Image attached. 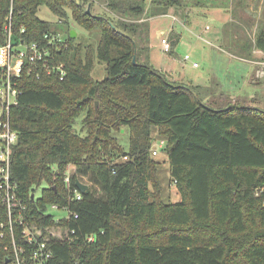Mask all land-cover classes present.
<instances>
[{
  "label": "trees",
  "instance_id": "trees-1",
  "mask_svg": "<svg viewBox=\"0 0 264 264\" xmlns=\"http://www.w3.org/2000/svg\"><path fill=\"white\" fill-rule=\"evenodd\" d=\"M145 1L126 0L123 12L141 19ZM157 3L164 13L184 7L183 0ZM42 5L66 22L71 14L86 30L99 29L101 39L95 48L69 36L68 47L56 52L67 68L63 79L23 76V93L11 110L19 133L11 174L26 205L22 214L13 211L16 239L22 238V217L44 228L52 249L49 264H264V109L223 94L221 104L211 85L169 79L150 62L148 22L115 21L94 14L91 6L88 13L84 1L0 0V36L9 25L14 39L26 41L44 42L45 33L58 32L39 17ZM179 40L172 30L171 52ZM224 47L253 59L255 50L264 52V22L254 39L224 38ZM95 59L107 63L101 80L93 77ZM82 113L85 136L75 129ZM125 126L127 150L112 134ZM154 127L168 138L180 200L160 197ZM71 165L69 190L64 178ZM82 177L91 184L82 199L73 198ZM43 182L47 187L32 197ZM55 203L69 206L71 217L57 220L50 210ZM159 214L171 227L166 240L140 236L137 230L155 225ZM250 216L258 220L253 229L247 228ZM10 226L0 201V264H10ZM186 228L213 231L207 239ZM72 230L74 238L68 239Z\"/></svg>",
  "mask_w": 264,
  "mask_h": 264
},
{
  "label": "rangeland",
  "instance_id": "rangeland-1",
  "mask_svg": "<svg viewBox=\"0 0 264 264\" xmlns=\"http://www.w3.org/2000/svg\"><path fill=\"white\" fill-rule=\"evenodd\" d=\"M79 1H84L86 6L89 4L94 14L110 16L115 21L148 22L150 26V55L155 60V68L161 69L165 66H171L174 68L173 76L180 78L186 84H190L191 81L197 82L198 78H201L205 73L222 74L226 81L233 80V82L229 83L232 89L238 90V92L248 96V98L254 97L256 105L264 109V75H255L253 73L252 76L253 70L254 72L256 70V73L258 70L260 73L264 72V52L259 53L255 52L257 51L255 50L253 59H250V64L238 58L230 57L224 50L217 49L221 41H223L224 46V38L233 39L234 41L235 39L255 38L257 27L264 22V0H243L240 6L237 5L238 1L235 0L227 3L224 7L222 6V1L224 0H183V8L172 7L174 11L170 10V12L166 10L167 13H170L169 15H163L166 13L161 10L162 6L157 3L158 0L156 2L146 0L145 13L141 16V19L123 12L125 3H127L126 0ZM111 2L116 3V5L111 6ZM38 15L41 19L51 22L53 28L61 33L63 39L68 40L71 30H75L77 32V36L74 37L75 43L89 44L97 48L96 46L101 39V31L99 29L86 30L74 20L71 14L68 22H66L47 5H42L39 8ZM171 30L180 34V40L174 46L172 52H165L162 47V38H168L169 42H171ZM186 54H190V60L184 59ZM194 62L199 64L198 68L193 66ZM106 68V62L95 59L93 77L96 80L103 79L106 76ZM255 80L259 82L256 84ZM248 98L243 101L240 99L237 101L250 103ZM84 116L85 113H82L75 123L76 132L81 136L87 134V130L83 127ZM112 134L117 137L118 143L125 150L129 148L130 129L128 126L123 127L120 131L114 130ZM152 136L154 138L153 148L159 151L154 158L158 162L157 177L161 185L160 197L165 202L180 200L181 194L176 183L172 181L170 172L166 148L169 144L168 138L160 134L157 127L152 129ZM161 140L166 143L164 148L160 147ZM121 159L123 158L121 157ZM70 170L74 171V166L71 165ZM82 180L88 185L91 184L87 177H82ZM45 187H47L46 182L39 186H34L35 196H40ZM50 210L55 215L62 213L58 209L50 208ZM257 223L258 220H254L250 216L248 217L247 228L253 229L257 226ZM170 228L159 214L155 225L145 228L141 227L137 230V233L142 237L164 241ZM188 230L195 237H205L207 239L213 231L209 229Z\"/></svg>",
  "mask_w": 264,
  "mask_h": 264
},
{
  "label": "built area",
  "instance_id": "built-area-1",
  "mask_svg": "<svg viewBox=\"0 0 264 264\" xmlns=\"http://www.w3.org/2000/svg\"><path fill=\"white\" fill-rule=\"evenodd\" d=\"M7 35L0 36V201L7 206L10 218V230L12 233V243L6 246V250H11L6 260L10 264H49L52 257V249L49 247V240L44 235V228L34 223L26 222L22 217L18 223L22 225V238L16 239L14 234V224L12 220L13 211L19 208L22 214L26 205L18 194L19 186L13 181L11 174V160L13 147L18 141L19 133L11 122V110L18 104L19 96L23 93V76L32 75L36 78L43 76H54L63 79L67 75L65 63L57 57V49L67 48V40L62 38L60 32L45 33L44 42L26 41L14 39L10 25L7 26ZM24 31V28H23ZM162 47L165 52L171 51V44L168 38H162ZM185 60H190V54H186ZM197 62L193 66L197 67ZM257 75H264L258 70ZM165 144L160 141V147ZM159 151L153 149V154ZM127 156H123L126 159ZM75 169V168H74ZM75 171V170H74ZM74 171L68 167L65 173V184L67 189H71L72 175ZM82 181V180H80ZM84 182V181H83ZM73 198L82 199L83 192L77 187L74 189ZM51 209H58L62 213L56 215L57 220L70 218L72 211L69 206H60L55 203ZM78 217V214H74ZM75 230L67 234L68 239H73ZM89 241L94 239L93 235L87 237Z\"/></svg>",
  "mask_w": 264,
  "mask_h": 264
},
{
  "label": "crops",
  "instance_id": "crops-1",
  "mask_svg": "<svg viewBox=\"0 0 264 264\" xmlns=\"http://www.w3.org/2000/svg\"><path fill=\"white\" fill-rule=\"evenodd\" d=\"M170 13H166V14H163V15H169ZM162 15V14H161ZM174 19H176L175 16H173ZM172 31V30H171ZM174 31V30H173ZM175 32V31H174ZM217 49L219 50H224L227 52V54H229L230 57H234V58H238L240 60H243V61H246V62H249L251 60H248V59H244V58H241V57H238L232 53H230L227 49H225V47L223 46V41H221V43L217 46ZM255 52H263L261 50H257ZM150 62L151 64L154 66V62L155 60L151 57L150 55ZM251 64V63H250ZM199 65L196 67L198 68ZM159 70L163 71L169 79L173 80V81H177V82H182L184 83L180 78L178 77H175L173 76V71H174V68H172L171 66H165V67H162L161 69L159 68ZM253 73H256V70L254 72H252V76H253ZM233 82V80H227L226 81V78H224V76L222 74H215V73H205L201 78H198L197 82H193L191 81L190 84H194V85H211L213 88H214V91L215 93V96L217 98V101L221 104H223V99L219 98L222 96V94L227 98H231L233 101H236V100H246L248 98V96L246 95H243L242 93L238 92V90H235V89H232V86H229V83ZM259 81L258 80H255V83L257 84ZM231 87V88H229ZM248 101L252 104H255L256 105V102L254 100V97L252 98H248Z\"/></svg>",
  "mask_w": 264,
  "mask_h": 264
},
{
  "label": "water",
  "instance_id": "water-1",
  "mask_svg": "<svg viewBox=\"0 0 264 264\" xmlns=\"http://www.w3.org/2000/svg\"><path fill=\"white\" fill-rule=\"evenodd\" d=\"M87 11H88V13H91L90 5H89ZM76 36H77V32H76L75 30H71V37L74 38V37H76ZM133 61H134V63H136V55H134ZM97 106H98V101H96V108H97ZM76 184H77L78 188H79L83 193L86 192L87 189L89 188V185H88L87 183H85V182H83V181H80V180H77ZM34 196H35V194L33 193V194H32V197H34ZM7 261H9V260H7Z\"/></svg>",
  "mask_w": 264,
  "mask_h": 264
}]
</instances>
